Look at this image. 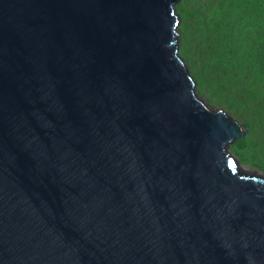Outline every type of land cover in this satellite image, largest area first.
Instances as JSON below:
<instances>
[{"label": "water", "instance_id": "1", "mask_svg": "<svg viewBox=\"0 0 264 264\" xmlns=\"http://www.w3.org/2000/svg\"><path fill=\"white\" fill-rule=\"evenodd\" d=\"M181 0H0V264H264L246 137L180 65Z\"/></svg>", "mask_w": 264, "mask_h": 264}, {"label": "trees", "instance_id": "2", "mask_svg": "<svg viewBox=\"0 0 264 264\" xmlns=\"http://www.w3.org/2000/svg\"><path fill=\"white\" fill-rule=\"evenodd\" d=\"M190 1L183 0L178 8L185 47L193 62L202 63L192 76L247 126L249 134L232 149L249 157L259 142L252 131L257 136L264 132V0H195V6ZM194 19L196 28L191 26Z\"/></svg>", "mask_w": 264, "mask_h": 264}, {"label": "rangeland", "instance_id": "3", "mask_svg": "<svg viewBox=\"0 0 264 264\" xmlns=\"http://www.w3.org/2000/svg\"><path fill=\"white\" fill-rule=\"evenodd\" d=\"M182 1L183 0H181V2ZM189 4L191 6H195L196 5L195 0H191L189 2ZM176 11H177L176 14L179 17V25L177 28V32H178V36H177L178 44L177 45H178L179 56L184 60L186 67L189 71V74L191 76H192V74L196 76L199 72V69H200L202 63H201V60H199V59L197 62H193V56L194 55L191 53L190 48L188 46L185 47V44H186L185 36L183 35L182 28H181L183 16L180 14L179 10H176ZM196 23H197V21L195 19L191 22L192 28L197 27ZM189 36L191 38L193 35L190 34ZM192 44L194 45V42H190V45H192ZM192 78L194 79L195 89L197 90V94L204 101V103L213 111L223 110L228 114V111L226 110L225 105L220 104V102L215 100V98L212 97V95L207 90L199 87L198 86V80L196 78H194L193 76H192ZM228 115L231 118L233 117L232 119L235 118V116H231L230 114H228ZM235 121H237V120H235ZM238 123L241 125H244L242 123V121H239ZM248 134H249V132H248ZM252 135L254 138H257L256 142H257V140L259 141L257 143V145H255V142H253V145H255V146H253L254 148H252V149L256 152V155L254 152L252 154L250 153L249 157H244L241 153H239L235 149H231L229 152L232 153L233 155H235V157L239 160L242 167L244 169H246L249 173L252 172V173L260 174V176H262L264 178V132H260L257 136V133L253 134V131H252Z\"/></svg>", "mask_w": 264, "mask_h": 264}, {"label": "bare ground", "instance_id": "4", "mask_svg": "<svg viewBox=\"0 0 264 264\" xmlns=\"http://www.w3.org/2000/svg\"><path fill=\"white\" fill-rule=\"evenodd\" d=\"M175 11V17H176V21H177V28L179 25V17L176 14L177 11ZM177 36H178V32H177ZM177 44H178V40H177ZM180 59V65L186 70L188 76H189V82L192 84V86L195 88V83H194V79L192 78V76L189 74V71L186 67V64L184 62V60L179 56ZM197 99L200 103V105L212 116L214 117H224L226 118L228 124L237 129L238 132H243V131H247V134L249 132L247 126L245 125H241L239 124L237 121H235L234 119H232L225 111L223 110H217V111H213L211 110L205 103L204 101L198 96L197 94ZM246 134V135H247ZM229 160L235 165V167L237 168V170L247 179V180H251V181H260L261 182V187L264 188V178L262 176H260V174H256V173H249L246 169H244L242 167V165L240 164L239 160L235 157V155H233L232 153L229 152Z\"/></svg>", "mask_w": 264, "mask_h": 264}]
</instances>
